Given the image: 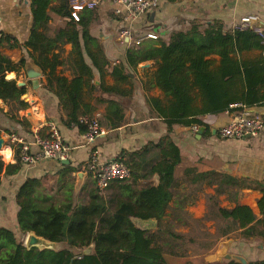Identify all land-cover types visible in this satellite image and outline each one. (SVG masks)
<instances>
[{"label": "trees", "instance_id": "1", "mask_svg": "<svg viewBox=\"0 0 264 264\" xmlns=\"http://www.w3.org/2000/svg\"><path fill=\"white\" fill-rule=\"evenodd\" d=\"M30 5L32 22L24 46L31 49L30 56L46 75V86L55 91L66 110L64 123L77 124L81 131L86 130V125L79 121V116H89L91 112L90 105L81 108L83 90L93 79L94 69L99 71L102 79L104 71L111 68L110 73L121 80L128 76L126 66L135 69L147 60H155L157 65L151 83L170 97L166 104L152 99V106L169 125L202 126V115L230 114L240 110V107L230 106L234 102L264 104V97L259 99L254 94V88L264 84V76L257 78L264 67L240 64L232 56L244 49L263 47L262 39L251 27L228 31L218 21L210 24L191 21L187 27L173 31L167 40L127 49L126 66L123 63L112 66L103 53L99 38L90 34L89 22L93 11L86 9L79 22L70 20L65 26L52 29L49 26L50 14L68 18L69 0H31ZM7 42L18 44L14 36L4 32L0 44ZM66 43L71 44L66 60L72 70L71 79L55 75L56 66L65 63L60 52ZM56 49L59 51L55 52ZM211 54L219 56L218 65L215 60L207 58ZM24 61L22 58L18 64L23 65ZM241 66L246 67L243 71L247 86L245 96H240L233 88L234 81L242 72ZM13 69L14 65L0 62V98L7 95L8 101L16 103V109H24L27 104L20 97L26 92V87L17 86L15 80L5 79V72ZM92 87L96 88L93 83ZM102 89L119 90L118 86ZM196 89L201 106L195 104L193 91ZM123 94L127 92L123 90ZM122 108L116 100L108 101V110L103 118L111 128L124 122ZM208 128L204 125V130L208 131ZM154 146L159 148V157L147 170L140 173L121 156L119 158L130 169V180L113 181L105 191H101L92 180L90 185L86 183L80 189H86V199L81 201L78 193L73 192L74 181L69 175L77 169L68 164H63L58 172L57 199L46 189L41 178H26L16 193V219L22 234L33 231L65 246L57 251L35 247L27 249L22 236L0 225V264H170L165 254H204L215 248L221 236H229L234 231L239 230L245 239H264V217H257L250 207L237 203L238 190L247 186L243 180L220 171L197 172L194 168H185L183 179L188 190L175 192L173 188L178 184L175 170L181 161L180 150L171 141ZM13 148L18 157V147ZM148 151L149 147L144 149V153ZM5 152L10 155L7 144ZM21 164L18 158L15 163H5L0 155V176L17 173ZM153 175L158 177L157 184L150 181L139 183L140 177L147 179ZM201 182L216 185L215 193L206 195L208 209L203 218L214 220L216 228L214 233L203 231L202 238H199L180 232L174 227V222L188 226L192 222L203 224V220L195 219L183 210L184 205L195 198ZM229 187H235L234 191L227 193L228 198L235 202L230 208L220 206L219 200V195ZM254 188L262 192L257 203L264 215V184L257 183ZM150 218L155 219V228H143L134 222V219ZM91 244L92 253L83 254L82 249ZM194 246L199 252L192 253ZM227 264H235V261L230 260Z\"/></svg>", "mask_w": 264, "mask_h": 264}, {"label": "crops", "instance_id": "2", "mask_svg": "<svg viewBox=\"0 0 264 264\" xmlns=\"http://www.w3.org/2000/svg\"><path fill=\"white\" fill-rule=\"evenodd\" d=\"M30 3L31 0H0L1 29L18 40L17 45L8 42L2 43L7 46V58L0 59V62L14 65L13 70L5 72L7 80H15L16 84L17 81L26 82V92L20 98L27 104L26 108L29 107L25 111L14 107V112H10L8 106L7 110L0 109L2 113L0 126L7 138V140L4 139V145L0 148V155L4 161L15 163L17 160L13 148L15 144L9 139L10 134H14L24 141L32 142L35 135L46 134L50 123L58 127L62 142L72 148L68 157V165L77 171L95 153L100 161L123 156L125 160H129L134 165L136 170L142 173L159 157V148L154 145L171 141L178 146L181 153V161L175 170L178 183L173 188L175 192L188 190V184L183 179L185 168H194L197 172L215 170L228 173L247 184L238 190L237 203L250 207L257 217H264L257 203L262 192L260 189L254 188L257 183L264 184V104L253 102L245 105L242 102H234L230 106L240 107V110L230 114L224 112L202 115L200 116L203 123L201 127L197 124L185 123L169 125L152 106V99L160 100L164 104L170 99L158 86L151 83L157 68L155 60L141 62L135 69L126 66L125 61L127 49L167 40L173 31L187 27L191 21H198L202 24L218 21L222 23L225 30L234 31L242 26V17L254 16L256 20L250 22L249 25L254 24V26L264 28V0H157V5L154 8L137 16L130 15L122 6L111 0H101L93 9H87L93 11V17L89 22L90 34L99 38L103 53L110 64L113 66L123 63L128 74L124 79L118 80L110 73L111 68H109L104 71L101 79L99 71L94 69L93 79L84 87L81 104V108H84V105H90L89 116L92 117L80 115L79 121L85 124L87 119L95 118L106 132L90 142H87L83 137L86 130L81 131L77 124L64 123L67 112L62 107L55 91L46 86V75L43 74L39 78V85L35 88L31 81L25 77L24 64H18L20 59H27L30 56L29 51H31L30 48L24 46V42L29 37L32 22ZM87 10L85 9L81 13ZM50 18L49 26L52 29L65 26L66 22L70 21V19L55 13H51ZM124 28L129 29L130 35L120 39L121 30ZM147 33L154 34L156 38L146 37ZM137 39L140 40L138 44L135 43ZM70 50L71 44L62 45L60 58L65 63L56 66L55 75H63L71 79L72 70L69 62H66ZM57 51L59 50L56 49L55 52ZM232 56L237 58L240 64L264 67V44L262 48L244 49L233 53ZM207 58L215 60L216 65L219 64L218 55L211 54ZM145 63H149V66L142 67ZM240 68L242 72L234 81L233 88L238 91L240 96H245L247 86L243 71L246 67L241 66ZM18 75L20 76L17 80ZM263 76L264 70L259 73L257 78L261 79ZM95 79H97V83ZM92 83L96 86L95 89H93ZM113 86H118L119 90L106 91L102 89V87L113 88ZM123 90L127 92L126 95L123 94ZM254 91L255 96L259 99L264 97V84L256 86ZM193 94L196 98L195 104L201 106L198 90H194ZM109 100L119 102L125 116L124 122L115 128H111L103 118L108 110ZM238 112L247 116H261L263 119L261 130L255 135L246 134L240 138H223L219 135L220 128L215 134L211 133V125L218 118L222 119L227 115L232 118ZM204 125H208V131L202 130ZM5 144L10 148V155L5 152ZM147 147H149V151L144 153V149ZM31 151H37L34 144L31 145ZM62 168L61 162L40 159L30 165L21 164L20 170L15 174L0 176V225L12 229L18 236H26V234H22L16 219L18 210L16 193L19 186L28 177L41 178L46 189L56 196L60 185L58 172ZM75 173L76 171H73L69 174L71 178L73 177V181ZM91 181L92 179L87 175L83 186ZM146 181L157 184L158 177L153 175L147 179L139 178V183ZM206 188L212 189L215 193L216 185L210 186L201 182L200 190L196 191L195 198L183 207V210L188 211L193 218L199 215L195 219L205 212L206 202L203 197L206 193L210 194L205 191ZM234 190L235 187H229L219 195L220 202L226 201V205L220 204V206L230 208L235 205V202L227 196L229 191ZM221 197L223 198L221 199ZM213 224L214 230L211 233H214L216 228L215 221ZM178 225L183 224H178L175 221L174 227ZM227 238L232 239L229 252L241 255L246 259L247 264L256 261L259 264H264V239L242 238L239 230L230 233L229 236H221L215 248L207 253L199 255L189 253L186 256L165 254V258L170 264L186 262L197 264L200 261L202 264H227L228 261L219 257L218 254V243ZM235 264L239 263L235 261Z\"/></svg>", "mask_w": 264, "mask_h": 264}, {"label": "built area", "instance_id": "3", "mask_svg": "<svg viewBox=\"0 0 264 264\" xmlns=\"http://www.w3.org/2000/svg\"><path fill=\"white\" fill-rule=\"evenodd\" d=\"M101 0H69V19L74 22L81 20V12L85 9H93ZM114 3L122 6V8L130 15L137 16L147 10L154 8L157 5V0H111ZM117 12L120 10H116ZM254 16H244L241 18V28H253L264 44V28L259 26L249 25L250 22L255 21ZM1 29L0 19V38L3 35ZM130 31L128 28L121 30L120 39L128 37ZM146 37L156 38L152 33H147ZM140 42L139 39L135 41L136 44ZM86 131L84 139L87 142L93 141L96 137L104 134L106 130L102 127L95 118H89L85 121ZM263 126V119L259 115L247 116L242 112L236 113L230 122L219 129V135L223 138H240L246 134L255 135ZM9 139L15 146L18 147V160L25 165H30L40 159H52L58 163L61 160L68 159L71 147L62 142L58 127L50 123L49 129L45 135H35L32 142L19 139L14 134L9 135ZM7 140V139H6ZM37 147L36 152L31 151V145ZM79 170L87 172V175L95 181L96 186L105 191L108 185L113 181H127L131 178L130 169L118 157L114 159H107L100 161L95 153L83 163Z\"/></svg>", "mask_w": 264, "mask_h": 264}, {"label": "water", "instance_id": "4", "mask_svg": "<svg viewBox=\"0 0 264 264\" xmlns=\"http://www.w3.org/2000/svg\"><path fill=\"white\" fill-rule=\"evenodd\" d=\"M69 20V18H68ZM149 63H145L142 65V67H148ZM24 73L25 77L31 81V84L33 87H37L39 85V78L43 75V70L41 67L35 62L34 58L29 56L24 61ZM95 82L97 83V79H95ZM25 81H17V86H25ZM29 113V112H28ZM231 118L227 115L225 117L218 118L215 123L211 125V133L215 134L217 130L223 126H226L230 122ZM201 127V126H200ZM204 127L202 128V130ZM201 130V131H202ZM200 132V130H199ZM4 145V138L0 136V148ZM69 160H61V164H68ZM87 176V172L83 170H78L75 173V179L73 184V192L74 194H77L81 187L84 184L85 177ZM134 222L137 225H140L143 228H155L156 221L155 219H134ZM232 239L227 238L225 240H222L218 243V254L219 257L226 261L234 260L239 264H247V261L244 257L238 254H234L229 252V246L231 245ZM24 246L27 249H30L31 247H35L39 250L43 249H51V250H60L62 249L65 244L62 242H55L51 241L49 239L44 238L43 236L37 235L33 231H29L26 233L25 240H24ZM259 246H261V243H259ZM93 245H89L83 249V254H90L92 253Z\"/></svg>", "mask_w": 264, "mask_h": 264}, {"label": "rangeland", "instance_id": "5", "mask_svg": "<svg viewBox=\"0 0 264 264\" xmlns=\"http://www.w3.org/2000/svg\"><path fill=\"white\" fill-rule=\"evenodd\" d=\"M53 27H55V26H53ZM5 58H7V46L6 45H0V59H5ZM19 76L20 75H18L17 77H16V79L18 80L19 79ZM5 79L7 80V74H5ZM0 109H3L4 108V110H7V106H8V110L10 111V112H14V106H15V102H13V101H8L7 100V95L5 96V97H3V98H0ZM11 110H10V109ZM29 107H25L24 109H23V111H25L26 109H28ZM13 109V110H12ZM0 115H2V113L0 112ZM0 129H1V126H0ZM5 132L1 129L0 130V136L1 135H3V137H4V139L6 140L7 138L5 137V134H4ZM6 143H7V141H6ZM5 163H7L6 161H4ZM3 174H1V176H2ZM1 179V178H0ZM87 185H90V183H87ZM206 192H208V193H210V194H214V192L212 191V189H208V188H206V190H205ZM213 192V193H212ZM206 195H207V193H206ZM206 195H204V199H205V202H206V209H205V212H203V214L200 216V217H203L204 218V216H205V214H206V212H207V209H208V205H207V200H206ZM57 197L58 196H54V198H56L57 199ZM223 197H221V199H222ZM55 199V200H56ZM84 199H86V189L85 190H81V191H79L78 192V200H84ZM222 202V201H221ZM220 202V204H222V205H226V201H223L222 203ZM204 215V216H203ZM199 216V215H198ZM197 215L196 216H194V218H197L198 217ZM199 217V218H200ZM198 218V219H199ZM203 218H200L199 220H203L204 221V223L201 225L200 223H198V222H192L191 224L192 225H189L188 226V224L187 225H178V226H175L176 227V229H178L180 232H188V233H191V234H193V235H197L199 238H202V232L203 231H207V232H212L213 230H214V224H213V221L214 220H212V221H207L206 220V218L205 219H203ZM193 226H195V227H193ZM22 239H23V244H24V240H25V235H24V237H22ZM82 251H83V249H82ZM195 252H199L198 250H197V248H196V246H194V248H193V251H192V253H195ZM172 258V257H171ZM179 260V259H178ZM175 262H176V260H174ZM197 264H202L201 263V261L200 262H197Z\"/></svg>", "mask_w": 264, "mask_h": 264}, {"label": "bare ground", "instance_id": "6", "mask_svg": "<svg viewBox=\"0 0 264 264\" xmlns=\"http://www.w3.org/2000/svg\"><path fill=\"white\" fill-rule=\"evenodd\" d=\"M3 159V158H2Z\"/></svg>", "mask_w": 264, "mask_h": 264}]
</instances>
